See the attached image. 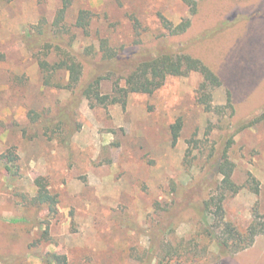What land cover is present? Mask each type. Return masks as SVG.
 Returning <instances> with one entry per match:
<instances>
[{
    "label": "rangeland",
    "instance_id": "374dc122",
    "mask_svg": "<svg viewBox=\"0 0 264 264\" xmlns=\"http://www.w3.org/2000/svg\"><path fill=\"white\" fill-rule=\"evenodd\" d=\"M62 6L0 0V264H50L54 254H65L68 264H157L165 243L179 251L167 264H264V234L226 254L201 233L203 223L184 201L198 203L212 191L210 179H220L212 160L232 138L228 156L239 189L224 202L226 217L240 230L257 211L264 217V0H72L66 22L76 53L98 49L101 39L128 51L136 40L154 49L168 33L161 16L175 25L190 19L170 43L203 60L222 85L211 89V111L198 102V72L170 76L153 94L133 93L125 107L84 99L58 134L29 113L57 112L71 93L43 84L24 31L52 23ZM80 10L92 14L87 34L74 26ZM58 79L66 84L68 74ZM111 89L106 81L102 91ZM9 153L19 156L13 179L5 171ZM38 177L57 196L55 212L32 204ZM175 184L190 190L173 206ZM23 217L29 222L13 221Z\"/></svg>",
    "mask_w": 264,
    "mask_h": 264
},
{
    "label": "trees",
    "instance_id": "16d2710c",
    "mask_svg": "<svg viewBox=\"0 0 264 264\" xmlns=\"http://www.w3.org/2000/svg\"><path fill=\"white\" fill-rule=\"evenodd\" d=\"M71 3L72 0H63V6L52 23L43 19L39 25L29 26L24 31L27 48L37 59L42 71L43 84L65 89L71 93V97L65 103L57 105V112L30 111L29 117L36 125L42 122L47 132L58 131L60 134L64 131V127L71 123V115L74 116L75 109L84 99L92 100L103 107L115 104L125 107L131 94H153L164 85L168 77L186 76L191 72H198L203 77L198 90V102L208 111L213 109L210 92L211 89L222 85L220 77L203 60L192 56L187 50L176 49L170 43L169 36H179L188 31L191 27L190 19L175 25L161 16L162 25L168 33L158 39L154 49L140 48L141 41L136 40L137 49L128 51L125 46L116 48L110 45L108 39H101L98 49L90 46L83 52L76 53L75 38L73 35L68 37L72 29L66 22V13ZM190 3L193 6L194 13H192L195 14L196 4ZM91 19L92 14L89 10H80L74 26L87 34ZM51 55H55L56 60L51 61ZM60 72L68 74L66 84L59 82ZM106 81H111L112 89L110 93L104 94L102 87ZM228 101L227 108L234 111L230 96ZM182 127L181 120L172 125L174 143L178 140ZM232 142L233 139L230 138L222 155H214L213 175L220 176V179H210L212 191L198 203H192L190 199L184 200L193 207L196 216L203 223L201 233L215 243L222 252L230 255L248 249L254 244L257 236L264 234V217L258 211L254 213L251 223L245 230H240L226 217L224 202L229 193L237 192L239 189L232 179L235 167L228 156ZM4 156L8 179H13L18 175L16 160L19 161V156L14 153ZM34 183L38 191L32 199V204L47 206L50 212H55L58 204L57 196L50 192L46 179L38 177ZM185 190L190 188L183 189L175 184L173 206L179 204L178 196L181 197ZM186 193L188 191L184 192V195ZM13 221L29 222L27 217ZM188 243L198 245L197 240ZM159 251L162 253L155 255L158 258L157 264H167L179 252L170 243H165ZM2 258L3 256H0V260ZM50 264H68L67 256L54 254Z\"/></svg>",
    "mask_w": 264,
    "mask_h": 264
}]
</instances>
